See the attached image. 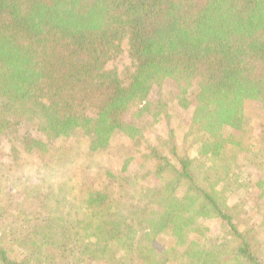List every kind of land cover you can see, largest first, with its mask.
Masks as SVG:
<instances>
[{
    "label": "trees",
    "instance_id": "obj_1",
    "mask_svg": "<svg viewBox=\"0 0 264 264\" xmlns=\"http://www.w3.org/2000/svg\"><path fill=\"white\" fill-rule=\"evenodd\" d=\"M248 101L264 0H0V264H264Z\"/></svg>",
    "mask_w": 264,
    "mask_h": 264
},
{
    "label": "rangeland",
    "instance_id": "obj_2",
    "mask_svg": "<svg viewBox=\"0 0 264 264\" xmlns=\"http://www.w3.org/2000/svg\"><path fill=\"white\" fill-rule=\"evenodd\" d=\"M122 54L120 56H118L117 58L113 59L108 67L112 68L115 67L119 72H122V70L124 69V67L129 63V59L126 53V47L125 45H123L122 47ZM166 86L167 87H173V84H171L170 82H166ZM246 107L249 110L252 111H258L260 113H262L264 115V109L260 108L257 104L253 103V102H246ZM177 112L180 114V116L183 117V119H187L188 118V112L182 111L180 109H177ZM150 120L148 118H145L144 120V124H145V135L146 137H148L149 139H153L154 137L158 136V137H164V128H162V126H160V124H154L151 125ZM149 123V124H148ZM223 141H225V139L223 138ZM259 174L255 177V182L257 181ZM263 211L264 210V205L262 203L261 208L260 207H255V221L253 219V217H251V215H243L240 218V222L242 223V226H246V227H251L253 229H255V238L261 242L262 244V251L260 253V258L264 261V227L259 226L260 220H259V211ZM262 215V214H260ZM259 216V217H258ZM207 226H212V222H206Z\"/></svg>",
    "mask_w": 264,
    "mask_h": 264
}]
</instances>
